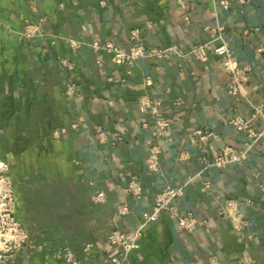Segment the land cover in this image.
<instances>
[{
	"label": "crops",
	"instance_id": "1",
	"mask_svg": "<svg viewBox=\"0 0 264 264\" xmlns=\"http://www.w3.org/2000/svg\"><path fill=\"white\" fill-rule=\"evenodd\" d=\"M229 1L225 9L219 0H191L184 10L176 0H0V164L17 182L15 214L33 238L6 264H69V249L82 264H111L109 232L133 231L168 186H185L174 201L177 216L164 211L146 226L128 264H264V141L242 162H214L223 148L240 152L251 141L230 120L264 109V0ZM26 22L41 35L26 37ZM217 24L233 58L251 68L238 97L228 93L221 58L209 50L201 63L191 53L211 39L204 28ZM133 30L146 47L172 54L116 66L89 46L101 39L129 49ZM70 39L82 41L81 49H71ZM68 84L76 97L66 96ZM145 94L162 100L171 125L165 136L152 137L154 117L138 111ZM253 121L263 129L261 117ZM73 122L76 131L54 137ZM152 145L160 148L158 171L148 168ZM132 180L140 198L128 191ZM101 191L106 199L95 204ZM229 202L239 209L224 216ZM189 214L190 231L179 225ZM86 243L94 246L85 251Z\"/></svg>",
	"mask_w": 264,
	"mask_h": 264
},
{
	"label": "built area",
	"instance_id": "2",
	"mask_svg": "<svg viewBox=\"0 0 264 264\" xmlns=\"http://www.w3.org/2000/svg\"><path fill=\"white\" fill-rule=\"evenodd\" d=\"M191 0H176L178 6L182 9L187 10V6ZM222 2L223 8L227 9L230 6L229 0H219ZM244 2V0H241ZM43 19H40V23ZM27 23V22H26ZM24 35L28 38H34L40 36L39 26H34L33 24L27 23ZM205 31L209 32L211 39L203 45L195 46L191 53L194 57L201 63H205L208 60L209 50L213 52L216 56L221 58V64L224 71L230 75V83L228 86V93L234 97H238L241 94V89L243 84L248 80L251 72L249 66H242L238 61L233 58L230 45L228 44L225 37V29L221 24H217L215 27L206 26ZM141 32L139 30H133L130 33V48L124 49L121 46L115 44L111 40H101L95 39L90 43L91 49L97 52H103L111 57L112 62L116 66L129 65L133 66L136 61L142 58H152V59H166L172 54L174 48L162 49L158 47H146L143 44L141 38ZM69 46L73 50L81 49L83 42L77 39H70L68 41ZM261 51V50H259ZM63 66L67 67L69 70L74 69V65L68 60L60 59ZM97 66L103 67V61L99 59ZM122 82H125L122 80ZM145 88H151L153 86V81L151 78H147L144 83ZM73 84H68L66 87V96L73 98L76 97V91ZM183 101L178 100L174 103L175 107L182 106ZM138 111L141 115L147 116L151 115L154 117V123L152 125L153 132L152 137L165 136L171 125L170 122L161 116L162 114V100L153 99L149 94L143 95L137 103ZM256 117H261L264 122V109L255 108L253 115L248 118L235 117L230 120V125L238 132L245 133L247 137L251 140L246 143V149L237 152L233 147L227 146L222 149L221 154L215 158V165L224 167L225 164L229 162H242L249 152L259 141H264V127L262 130H256L253 127V120ZM79 125L77 122L70 124L68 128H60L54 131V137L56 139H61L68 136L71 132L78 129ZM144 127H147L145 124ZM119 134H123L124 126L119 124L116 127ZM200 134V132L198 133ZM104 136L103 133L100 134ZM212 135L202 136L203 138H208ZM152 144V141L150 142ZM152 154L154 159L148 162V168L153 171L159 170L158 156L160 154V148L157 145H152ZM187 154H181V158H185ZM3 165V164H0ZM211 185L208 182L206 188L210 189ZM185 186L179 188L166 187L161 192H159L153 202L151 211L144 212L142 214L143 221L139 226H137L131 232H123L119 230H112L107 235V254L109 255V260L111 264H128L131 254L140 248V242L143 236V230L149 224L157 222L160 214L164 211H170L176 214L174 201L183 195ZM260 188L264 190V184L260 185ZM128 191L135 196L140 198L142 194L141 186L138 181L132 180L128 184ZM106 199L104 192H98L95 196V204L103 203ZM251 203V202H250ZM15 194L14 188L11 181L3 176H0V264H6L9 257L16 251L21 250L26 245L32 242L31 232L25 228L17 219L15 214ZM234 209H239V204L235 202H229L225 205L221 213L224 216L229 215ZM129 212L128 206L123 205L119 208V214L121 216L127 215ZM177 216V214H176ZM237 225L235 228L237 230H242L244 227V221L240 217L236 218ZM194 220L189 214L187 217L179 218V225L182 229L188 231L191 230ZM94 246L93 243H86L84 246L85 251H89ZM66 260L69 264H82L79 261L72 250H66L65 252Z\"/></svg>",
	"mask_w": 264,
	"mask_h": 264
},
{
	"label": "rangeland",
	"instance_id": "3",
	"mask_svg": "<svg viewBox=\"0 0 264 264\" xmlns=\"http://www.w3.org/2000/svg\"><path fill=\"white\" fill-rule=\"evenodd\" d=\"M8 171H9L8 167L5 164L0 165V176L8 178L11 181L12 185H13L14 194H15V206H16L17 196H19L18 193H17V190H16L17 182L14 179V177L11 176V174H8Z\"/></svg>",
	"mask_w": 264,
	"mask_h": 264
}]
</instances>
